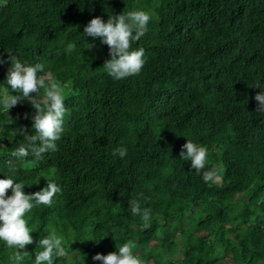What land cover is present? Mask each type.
<instances>
[{"label": "trees", "instance_id": "trees-1", "mask_svg": "<svg viewBox=\"0 0 264 264\" xmlns=\"http://www.w3.org/2000/svg\"><path fill=\"white\" fill-rule=\"evenodd\" d=\"M134 10L151 14L132 45L144 48L145 63L115 80L103 68L107 45L83 29ZM10 50L62 82L68 109L57 151L29 168L31 153L11 152L25 143L21 128L35 134V110L27 100L9 112L0 105V179L23 181L25 194L49 179L62 188L51 207L26 214L34 243L22 264H34L35 241L52 230L70 245L54 264H101L92 256L128 240L146 264H264V113L254 111L264 0H0V58ZM9 67L0 65V99ZM186 139L207 147L216 183L180 159ZM119 146L124 158L112 155ZM133 199L151 210L150 227L131 213ZM11 251L0 241V264Z\"/></svg>", "mask_w": 264, "mask_h": 264}, {"label": "clouds", "instance_id": "clouds-1", "mask_svg": "<svg viewBox=\"0 0 264 264\" xmlns=\"http://www.w3.org/2000/svg\"><path fill=\"white\" fill-rule=\"evenodd\" d=\"M150 20V12L134 10L108 15L106 21L96 16L84 26L83 33L86 37L93 40L99 38L102 44L107 45L110 58L104 61L103 68L113 79L122 80L141 72L145 63V50L143 47L133 48L132 45L147 32ZM94 47L93 43H88L87 49L91 50ZM75 49V43L68 44L69 53ZM5 63H9L11 67L7 70L6 94L0 99L3 110L9 112L24 100H27L35 110L31 116L35 134H28L21 128L20 135L23 136L25 143H21L11 152V156L18 160H23L31 153L35 159L28 161L26 165L31 168L43 154L57 151L56 141L61 138L64 118L68 112L65 106L66 92L62 82L54 76L40 75L44 70L42 63H22L11 50L7 53V60L0 58V65ZM254 87L261 89L254 96L257 102L254 111L264 113V84L257 81ZM7 89L11 91L8 92ZM33 93L35 95H32ZM24 118H28V114H24ZM127 152L126 147L119 146L112 155L124 158ZM208 155L206 146L191 139H186L179 152L180 159L190 161L191 169L201 174L205 183L214 184L220 176L215 168L206 170ZM8 164L10 168L15 167L12 160H9ZM54 173L55 169H52V174ZM24 187V182H16L13 176L0 179V241L4 242L7 249L12 250L8 257L10 264H22L26 256L32 255L25 251L27 245L34 243L30 235L33 231L28 226L26 214L39 205L51 207L54 197L62 193L60 185L52 179L47 181L46 187L31 194H25ZM9 190L11 195H8ZM137 196L144 198L143 193H138ZM130 207L131 213L143 220V227L145 229L150 227L151 210L147 207L142 208L139 199L131 200ZM35 243L36 249L40 250L34 252V264H54V258L67 256L70 249V245L65 246L64 237L58 235L55 230L46 232V235H42ZM135 247V242L128 240L116 251L106 255L96 253L92 260L100 261L101 264H146V261L133 253Z\"/></svg>", "mask_w": 264, "mask_h": 264}, {"label": "rangeland", "instance_id": "rangeland-1", "mask_svg": "<svg viewBox=\"0 0 264 264\" xmlns=\"http://www.w3.org/2000/svg\"><path fill=\"white\" fill-rule=\"evenodd\" d=\"M148 263H149V264H153V262H152V261H149Z\"/></svg>", "mask_w": 264, "mask_h": 264}]
</instances>
